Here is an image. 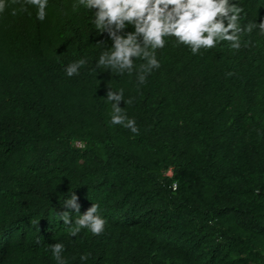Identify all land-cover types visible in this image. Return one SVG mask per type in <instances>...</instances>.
<instances>
[{
	"label": "trees",
	"instance_id": "trees-1",
	"mask_svg": "<svg viewBox=\"0 0 264 264\" xmlns=\"http://www.w3.org/2000/svg\"><path fill=\"white\" fill-rule=\"evenodd\" d=\"M74 2L50 0L44 22L17 0L0 14V264H57L56 242L69 264L260 258L264 35L254 29L238 50L224 41L197 55L168 38L161 67L137 87L135 72L96 68L111 41ZM237 3L242 26L264 22V0ZM84 57L68 77L66 66ZM120 88L137 134L111 123L107 93ZM70 193L80 214L100 205L103 233L70 236L58 216L78 218L63 204Z\"/></svg>",
	"mask_w": 264,
	"mask_h": 264
},
{
	"label": "clouds",
	"instance_id": "clouds-1",
	"mask_svg": "<svg viewBox=\"0 0 264 264\" xmlns=\"http://www.w3.org/2000/svg\"><path fill=\"white\" fill-rule=\"evenodd\" d=\"M19 10L28 12L35 9V17L40 22L48 19L50 0H17ZM8 7V0H0V14ZM73 10L83 8L93 16L92 23L98 36L107 33L111 46L107 43L96 61L97 69H109L118 74L136 73L137 87L143 85L154 69L161 67L157 50L171 42L188 47L193 55L202 54L201 49L209 50L228 41L230 48L240 49L241 34L251 33L254 29L264 35V22L255 21L241 25L245 9L237 0H75ZM31 14V13H29ZM144 61L138 68L137 60ZM87 63L80 58L66 66V75L72 77ZM106 100L112 105L111 123L120 125L133 134L139 133L136 120L130 118L121 101L132 104L130 98L124 99V89L109 90ZM78 197L70 193L64 198L67 209L74 210L78 218L73 222L71 211L58 215L63 226H68L71 237H76L87 229L98 236L104 232L106 218L99 214L100 205L93 203L83 214ZM39 220L36 221L38 224ZM57 264H69L64 257L65 245L56 242L48 245ZM90 254H82L80 259L86 262Z\"/></svg>",
	"mask_w": 264,
	"mask_h": 264
},
{
	"label": "rangeland",
	"instance_id": "rangeland-1",
	"mask_svg": "<svg viewBox=\"0 0 264 264\" xmlns=\"http://www.w3.org/2000/svg\"><path fill=\"white\" fill-rule=\"evenodd\" d=\"M253 247H254V251H258L261 253L260 258L255 257L253 262L251 263H241V262H237L238 258L236 256L234 258L236 262H230L227 264H264V237L255 238ZM176 264H185V263L183 261H178Z\"/></svg>",
	"mask_w": 264,
	"mask_h": 264
},
{
	"label": "built area",
	"instance_id": "built-area-1",
	"mask_svg": "<svg viewBox=\"0 0 264 264\" xmlns=\"http://www.w3.org/2000/svg\"><path fill=\"white\" fill-rule=\"evenodd\" d=\"M170 174V173H169Z\"/></svg>",
	"mask_w": 264,
	"mask_h": 264
}]
</instances>
